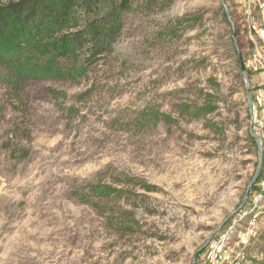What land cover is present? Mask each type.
<instances>
[{"label": "rangeland", "instance_id": "374dc122", "mask_svg": "<svg viewBox=\"0 0 264 264\" xmlns=\"http://www.w3.org/2000/svg\"><path fill=\"white\" fill-rule=\"evenodd\" d=\"M238 1L224 0L227 13L222 0H142L78 83L15 91L0 66V264H193L260 161L251 191L264 189L261 78ZM206 104L214 112L192 114ZM151 109L171 120L144 119ZM99 183L123 193L99 198Z\"/></svg>", "mask_w": 264, "mask_h": 264}, {"label": "trees", "instance_id": "16d2710c", "mask_svg": "<svg viewBox=\"0 0 264 264\" xmlns=\"http://www.w3.org/2000/svg\"><path fill=\"white\" fill-rule=\"evenodd\" d=\"M141 1L0 0V66L7 74L5 83L16 91L30 80L78 83L87 78L98 62L112 54L127 16ZM52 93L60 96L57 91ZM212 112L214 108L206 104L192 114ZM142 117L171 120L153 109L144 111ZM90 190L99 198L123 193L106 183L93 184ZM84 201L97 206L88 197ZM263 239L261 235L255 245L264 255Z\"/></svg>", "mask_w": 264, "mask_h": 264}, {"label": "built area", "instance_id": "2783aa9c", "mask_svg": "<svg viewBox=\"0 0 264 264\" xmlns=\"http://www.w3.org/2000/svg\"><path fill=\"white\" fill-rule=\"evenodd\" d=\"M238 14L240 32L249 54L250 70L258 72L261 78V88L256 97L258 113L253 116L252 123L257 125L256 136L263 139L264 0H239ZM263 217L264 189L262 191L253 190L240 211L229 218L224 227L206 242L194 264H259L251 258L252 251H249V245H255L262 235Z\"/></svg>", "mask_w": 264, "mask_h": 264}, {"label": "water", "instance_id": "95a60500", "mask_svg": "<svg viewBox=\"0 0 264 264\" xmlns=\"http://www.w3.org/2000/svg\"><path fill=\"white\" fill-rule=\"evenodd\" d=\"M222 4L224 5L226 12L229 13L228 8L225 6V2H224V0H222ZM242 58H243V57H242V55L240 54L241 69H242V72L244 73V75H245V77H246V83H247L248 105H249V107H251V83H250V79H249V77H248L247 70H246V67H245V64H244ZM261 164H262V162L260 161L259 166H258V169H257V172H256L254 178L252 179L251 183L248 185V187H247V189H246V191H245V193H244V196H243V199H242V203H241L240 209H241V208L246 204V202H247V199H248L249 194H250V192H251L252 186L255 184V182H256V180H257V178H258V175H259V173H260ZM233 215H234V214L229 215L228 219L231 218ZM228 219H227V220H228ZM208 240H209V239H208ZM204 247H205V246H204ZM204 247H203V248H204ZM197 256H198V252L195 253V255H194V258H193V264H194V262L196 261Z\"/></svg>", "mask_w": 264, "mask_h": 264}]
</instances>
